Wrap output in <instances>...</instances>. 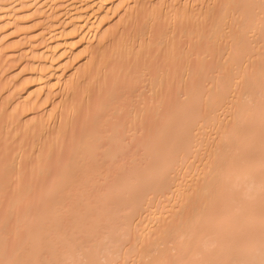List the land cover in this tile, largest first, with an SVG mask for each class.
I'll list each match as a JSON object with an SVG mask.
<instances>
[{"label":"bare ground","instance_id":"bare-ground-1","mask_svg":"<svg viewBox=\"0 0 264 264\" xmlns=\"http://www.w3.org/2000/svg\"><path fill=\"white\" fill-rule=\"evenodd\" d=\"M0 264H264V0H0Z\"/></svg>","mask_w":264,"mask_h":264},{"label":"rangeland","instance_id":"rangeland-1","mask_svg":"<svg viewBox=\"0 0 264 264\" xmlns=\"http://www.w3.org/2000/svg\"><path fill=\"white\" fill-rule=\"evenodd\" d=\"M57 170V169H56ZM56 172H58V171H56Z\"/></svg>","mask_w":264,"mask_h":264}]
</instances>
